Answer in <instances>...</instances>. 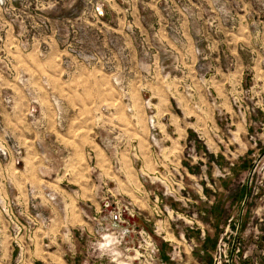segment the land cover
I'll return each mask as SVG.
<instances>
[{
	"label": "rangeland",
	"instance_id": "1",
	"mask_svg": "<svg viewBox=\"0 0 264 264\" xmlns=\"http://www.w3.org/2000/svg\"><path fill=\"white\" fill-rule=\"evenodd\" d=\"M235 49L264 56V0H0L6 263L60 219L73 264H264V84L182 112Z\"/></svg>",
	"mask_w": 264,
	"mask_h": 264
},
{
	"label": "crops",
	"instance_id": "2",
	"mask_svg": "<svg viewBox=\"0 0 264 264\" xmlns=\"http://www.w3.org/2000/svg\"><path fill=\"white\" fill-rule=\"evenodd\" d=\"M245 53L243 49H235L234 52H230V58L235 60L228 65L225 61H219L221 55L219 52L212 50V54L209 55L211 60L204 61L206 66L204 65L202 68V75L201 69L197 67V75L199 76L196 81V88L199 92H202H197V110L191 108L189 104H183L182 112L184 116H189L192 113H197L199 116L201 109L214 111L204 96L208 87L217 94L221 107L227 113L232 110V104L227 93L228 87L230 88V86L236 84H247L248 76H253L254 82L264 84L263 53L256 51L252 54L253 63H247L248 58H246ZM186 100L188 102L187 96ZM62 230L61 220L55 219L48 229L39 228L28 236L26 232L20 236L26 242L33 244L27 250L29 256L25 259L26 262L29 264H73L71 257L67 256V249H71V236L66 237ZM2 236L5 245L8 244L11 235L6 227ZM6 252L7 250L3 252V257H5ZM3 257L0 256V264H7Z\"/></svg>",
	"mask_w": 264,
	"mask_h": 264
},
{
	"label": "built area",
	"instance_id": "3",
	"mask_svg": "<svg viewBox=\"0 0 264 264\" xmlns=\"http://www.w3.org/2000/svg\"><path fill=\"white\" fill-rule=\"evenodd\" d=\"M32 222L33 220H24L23 222H20V224H18V222L12 221V224L8 225V227H10L11 229L10 233L12 237H18L21 231L25 227L29 226Z\"/></svg>",
	"mask_w": 264,
	"mask_h": 264
}]
</instances>
